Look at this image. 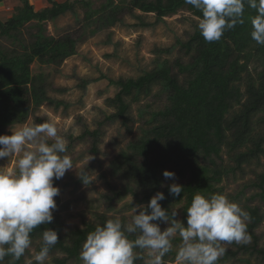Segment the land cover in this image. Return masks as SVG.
I'll list each match as a JSON object with an SVG mask.
<instances>
[{
	"label": "trees",
	"instance_id": "1",
	"mask_svg": "<svg viewBox=\"0 0 264 264\" xmlns=\"http://www.w3.org/2000/svg\"><path fill=\"white\" fill-rule=\"evenodd\" d=\"M6 1L12 0H0V4ZM17 1L19 5L14 7L12 15L5 21L0 19V37L17 41L22 46L21 52L0 49V135H7L8 129L26 124L34 112L54 102L49 97V75L32 71L31 66L36 61L43 66H60L77 54L81 42L123 24L127 16L138 19L140 27H149L142 16L136 15L137 11L154 14L157 23L184 10L197 18L202 16L185 0H105L99 8H94L92 0H46L47 5L41 10H37L31 0ZM79 9L85 12L79 28L58 38L45 35V23L55 22L68 13L78 19ZM255 15V10L245 3L243 23L226 30L220 40L207 42L197 28L187 42L181 43L190 57L188 62L177 59L171 64L159 59L156 68L136 78L111 81L119 91L108 99L107 104L116 109V113L107 118L108 122L121 120L129 127L128 114L134 102L153 95L163 96L167 101L164 108L151 112L147 127L129 144L128 151L122 150L112 161L111 174L125 185L112 190L111 200L132 195L135 205L146 206L156 193L163 192L165 200L160 203L169 213L173 206L185 202L183 223L186 226L187 208L196 193L206 197L222 194L217 184L225 176L264 156V45L251 38L250 20ZM28 24L38 32L25 45L20 36ZM161 52L170 53V50ZM145 114L146 110H140L141 117ZM85 135L94 138L93 149L97 151L100 130L86 131ZM224 148L235 166L224 165ZM166 170L175 173L174 180L163 177ZM173 183L183 187L179 197L169 194V186ZM54 186L59 188V180H54ZM250 186L261 189L260 196H263L264 174ZM54 199L57 208L53 212V222L33 230L30 247L41 240L46 228L53 229L59 240L49 255L65 254L63 258L53 256V264H69L79 259L87 234L98 225L87 223L85 228L66 237L58 215L60 195ZM245 211L250 215L247 232L254 240L253 245L233 242L237 250L226 252L217 264L242 252L258 254L264 259V249L258 247L256 235L264 219L261 209L248 207ZM101 219L100 226L108 220L105 216ZM129 238L135 239V236ZM41 243L37 245V252ZM30 247L19 260L6 256L3 264H26ZM143 252L137 250L140 258L135 264H143ZM171 255L170 262L174 263L175 251L164 258L167 260Z\"/></svg>",
	"mask_w": 264,
	"mask_h": 264
},
{
	"label": "rangeland",
	"instance_id": "2",
	"mask_svg": "<svg viewBox=\"0 0 264 264\" xmlns=\"http://www.w3.org/2000/svg\"><path fill=\"white\" fill-rule=\"evenodd\" d=\"M31 1L37 10L47 5L46 0ZM92 1L94 8H99L105 0ZM16 5H19L17 0L1 3L0 19L7 20ZM84 15V10L79 9L80 21L72 13H68L55 22L45 23V35L58 38L75 31L81 26ZM136 15L142 16L150 26L142 28L138 19L127 16L123 24H118L81 42L77 54L66 59L60 66H43L38 61L31 66L33 73L45 72L49 75L51 81L49 97L54 102L43 105L24 125L53 123L57 127L58 135L67 141V152L63 155H68L74 165V168L59 180L61 205L58 215L66 237L79 228H85L87 223L100 225L102 216L130 222L133 215L132 207L138 206L134 204L132 195L110 199L113 196V189H122L125 185L111 174V163L122 150L128 151L129 144L141 136L142 128L147 127L146 121L151 117V112L164 108L167 101L163 96L153 95L144 97L137 103L134 102L128 114L129 127H126L121 120L108 122L107 118L116 113V109L107 104L108 99L115 97L119 91L111 81L136 78L145 71L156 68L159 59H166L171 64L177 59H182L184 62L190 59L181 43L187 42L198 28L199 18L193 13L187 10L180 11L159 23L154 14H142L137 11ZM37 32L38 29L31 24L26 25L20 36L23 44L31 42ZM0 49L10 53L21 52L22 46L17 41L12 42L11 39L0 37ZM166 49H169L170 53L161 52ZM140 110H146L144 117L140 116ZM19 126L23 125L10 129L14 131ZM10 129L7 135L12 134ZM98 129L101 137L97 151H94V138L85 133ZM47 142L53 141L49 138ZM222 156L226 167L235 166L226 148ZM17 159L18 156L0 159V168H14ZM217 163L221 164V161L218 160ZM81 174H85L88 181L86 184L81 180ZM262 174H264V156L251 164L244 165L242 170L230 172L221 183L217 184V188L243 210L248 207H259L264 218V193L260 196L262 190L250 186L258 181ZM184 205L185 202H182L173 206L177 220L181 222H184L185 217ZM167 226L166 223H162L161 230H165ZM256 235L259 238L258 247L264 249V219L256 230ZM40 241H36L30 247L26 264L35 261L34 256ZM180 242L179 236L173 239V251L176 252ZM253 243L254 240L251 238L246 245ZM225 247L226 252L237 250L233 243ZM53 256L63 258L65 254L58 252L49 255L45 262L53 264ZM171 258L172 255L167 260L164 258L166 264H175L170 262ZM142 259L143 264H146L148 257L145 251ZM69 264H82V261L73 260ZM223 264H264V259L258 254L242 252L230 256Z\"/></svg>",
	"mask_w": 264,
	"mask_h": 264
},
{
	"label": "clouds",
	"instance_id": "3",
	"mask_svg": "<svg viewBox=\"0 0 264 264\" xmlns=\"http://www.w3.org/2000/svg\"><path fill=\"white\" fill-rule=\"evenodd\" d=\"M202 13L198 29L207 42L221 39L226 30L243 23L245 3L255 10L251 17V38L264 45V0H185ZM11 135H0V159L18 156L14 168H0V264L6 256L19 260L32 243L31 233L40 225L53 222L59 188L54 180L63 178L74 168L67 152V141L58 135L50 122L23 125ZM51 139L53 142L48 143ZM166 180L175 173L164 171ZM84 184L88 181L81 174ZM183 187L173 183L169 194L179 197ZM184 197L182 198V200ZM163 192L148 204L132 207L130 222L108 219L87 234L79 259L82 264H135L137 250L147 253L146 264H166L164 257L173 250L172 241L179 236L175 264H217L225 245L247 244L248 212L223 194L204 196L196 193L187 208L186 226L175 219L177 213L162 208ZM168 226L161 230L160 223ZM131 235L135 239H130ZM57 231L46 228L41 233V247L36 264H44L50 249L58 243Z\"/></svg>",
	"mask_w": 264,
	"mask_h": 264
}]
</instances>
